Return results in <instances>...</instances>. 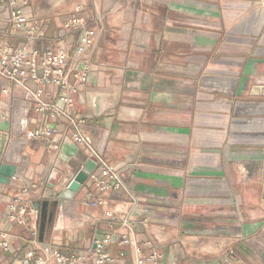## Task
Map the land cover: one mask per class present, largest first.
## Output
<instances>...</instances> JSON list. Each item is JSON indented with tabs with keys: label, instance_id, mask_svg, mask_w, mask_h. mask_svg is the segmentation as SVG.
I'll return each instance as SVG.
<instances>
[{
	"label": "crops",
	"instance_id": "obj_1",
	"mask_svg": "<svg viewBox=\"0 0 264 264\" xmlns=\"http://www.w3.org/2000/svg\"><path fill=\"white\" fill-rule=\"evenodd\" d=\"M74 2L69 11L46 14L35 0H18L46 30L28 47L63 43L74 53L84 30L103 19L90 79L73 111L86 117L94 146L124 169L126 187L105 192L106 206H84L86 191H98L94 159L66 138L64 119L30 108L29 96L1 81L0 102L10 104L11 118L0 120V170L12 166L18 179L0 181V220L14 192L30 187L41 238L85 255L94 237L121 228L107 213L134 196V219L151 223L137 225L136 240L148 254L145 242L156 238L162 264H264V172L244 182L237 170L242 162L264 164V0ZM76 15L84 24L65 29ZM23 35L0 21V42L22 46ZM43 88L63 105L61 87ZM42 124L57 127L52 143L25 138L26 129ZM81 171L88 179L76 198L58 201ZM108 251L132 262L133 249L119 236Z\"/></svg>",
	"mask_w": 264,
	"mask_h": 264
},
{
	"label": "built area",
	"instance_id": "obj_2",
	"mask_svg": "<svg viewBox=\"0 0 264 264\" xmlns=\"http://www.w3.org/2000/svg\"><path fill=\"white\" fill-rule=\"evenodd\" d=\"M20 1L23 4L29 2ZM5 10L9 11L7 18L2 17ZM81 10L77 8V13ZM37 20L36 16H30L18 7V0H0V21L9 23L17 30L24 29L25 39L22 46L0 42V82H10L21 89L30 97L27 100L30 108L53 120L64 119L67 122L69 133L66 138L84 146L96 163V170L91 173V177L98 191L87 190L82 203L84 206H106L110 199L104 195L105 192L120 191L126 187L124 169L94 146L86 134V117L73 111L75 97L81 95L90 79L93 55L103 31V19L99 17V27L84 30L74 53L71 46L63 43L45 51L30 49L29 44L46 36L45 28ZM75 24H84V19L77 15L71 17L64 23V28L71 29ZM30 81L37 83V87H31ZM46 84L63 89L64 94L60 97L62 106L48 100L50 93L43 88ZM1 92L5 96H13L12 90L6 86L1 87ZM10 109L8 102H0V120L7 121L11 118ZM57 130L56 126L42 124L26 129L24 134L27 140L44 139L47 143H52ZM261 171L262 164L244 163L239 166L244 182L253 181ZM12 178L14 181L18 179L16 175ZM30 192V187L17 189L8 205L5 219L0 220V264H122L108 251L118 236L122 243L133 249V259L129 264H162L163 255L158 249L156 238L148 237L145 242L146 246L153 249L148 254L143 253L142 246L136 240L137 225L141 223L149 228L151 223L134 219L138 206V200L134 196L126 202L124 208L109 210L107 213L110 218L120 221L121 228L113 229L103 238L94 237L88 253L79 255L75 252L66 253L53 240L41 238L38 215L29 198Z\"/></svg>",
	"mask_w": 264,
	"mask_h": 264
},
{
	"label": "water",
	"instance_id": "obj_3",
	"mask_svg": "<svg viewBox=\"0 0 264 264\" xmlns=\"http://www.w3.org/2000/svg\"><path fill=\"white\" fill-rule=\"evenodd\" d=\"M15 168L8 165H2L0 170V181L9 182L10 177L13 175ZM88 179V174L84 171L78 173V175L70 182L68 187L60 193L58 197L59 200H73L76 198L78 192L80 191L82 185Z\"/></svg>",
	"mask_w": 264,
	"mask_h": 264
},
{
	"label": "rangeland",
	"instance_id": "obj_4",
	"mask_svg": "<svg viewBox=\"0 0 264 264\" xmlns=\"http://www.w3.org/2000/svg\"><path fill=\"white\" fill-rule=\"evenodd\" d=\"M37 7L39 8L40 11H44V13H58V12H65L69 11L71 8V5L74 4L75 0H35ZM77 8H81V12H83L84 6L83 4H77L74 8V11L76 14L77 13ZM244 163H251V164H262L256 161H249V162H242L239 163L237 166V170L239 172V166ZM264 172V164H262V171L261 173Z\"/></svg>",
	"mask_w": 264,
	"mask_h": 264
}]
</instances>
